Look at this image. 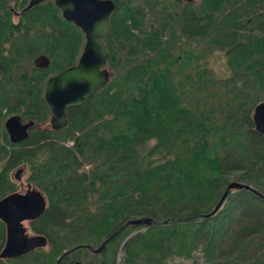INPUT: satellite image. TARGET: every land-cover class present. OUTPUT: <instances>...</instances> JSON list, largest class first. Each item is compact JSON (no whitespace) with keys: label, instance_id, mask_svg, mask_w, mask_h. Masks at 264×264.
<instances>
[{"label":"trees","instance_id":"trees-1","mask_svg":"<svg viewBox=\"0 0 264 264\" xmlns=\"http://www.w3.org/2000/svg\"><path fill=\"white\" fill-rule=\"evenodd\" d=\"M28 2L0 0V199L24 167L46 200L28 228L47 245L0 264H264V0H113L109 80L59 129L46 80L85 35L54 0ZM11 115L33 121L17 143ZM230 182L248 188L212 213ZM5 236L0 220V251Z\"/></svg>","mask_w":264,"mask_h":264},{"label":"water","instance_id":"water-1","mask_svg":"<svg viewBox=\"0 0 264 264\" xmlns=\"http://www.w3.org/2000/svg\"><path fill=\"white\" fill-rule=\"evenodd\" d=\"M41 1L43 0H29L22 11ZM54 3L60 8L62 17L78 26L85 35V43L77 63L46 80L43 98L51 113L49 125L52 129H59L67 123L68 107L83 104L87 97L109 80L110 71L106 67L107 51L102 38L108 29L109 15L115 8V3L113 0H54ZM253 121L255 129L264 135V101L254 107ZM32 125L33 121L23 123L19 115H11L5 121V129L12 143L24 140ZM20 171V168L16 171L17 179ZM242 187L248 188L240 183L230 182L212 213L220 207L229 189ZM45 206L44 195L30 183H26L24 192H12L0 199V220L6 229L0 258L19 257L47 245L43 235L29 234L24 225L25 222L39 217ZM130 222L151 224L154 221L150 218H140ZM106 241L94 251L99 252ZM70 251H65L62 256Z\"/></svg>","mask_w":264,"mask_h":264},{"label":"rangeland","instance_id":"rangeland-1","mask_svg":"<svg viewBox=\"0 0 264 264\" xmlns=\"http://www.w3.org/2000/svg\"><path fill=\"white\" fill-rule=\"evenodd\" d=\"M67 144H71V141L67 142ZM15 172H16V170L13 171V177H14V175H15ZM25 173H26V172H25ZM25 173H24V174H25ZM24 174H20V179H19V180H16L15 178H14V179L20 184V183L23 182L22 179H23V177H24ZM25 188H26L25 183H23L22 187H21L20 190H18V191H20V192H24V191H25ZM24 225L27 227V229H28V233H29V234H32V233L30 232L29 228H28V223L25 222ZM169 264H190V261H188V260H183V259H181V258H179V257H173V258L169 259Z\"/></svg>","mask_w":264,"mask_h":264},{"label":"flooded vegetation","instance_id":"flooded-vegetation-1","mask_svg":"<svg viewBox=\"0 0 264 264\" xmlns=\"http://www.w3.org/2000/svg\"><path fill=\"white\" fill-rule=\"evenodd\" d=\"M22 122H23V121H22ZM23 123H25V122H23ZM19 168L21 169V171H20V173H19V178L17 179V178L15 177V175H14V178H15L16 180H19V179H20V174H24V173H25V169H24V167L20 166ZM19 168H17L16 171H17ZM15 174H16V172H15ZM22 185H23V182L20 183V186H21V187H22ZM25 186H26V183H25ZM25 189H26V188H25ZM19 192H20V191H19Z\"/></svg>","mask_w":264,"mask_h":264}]
</instances>
